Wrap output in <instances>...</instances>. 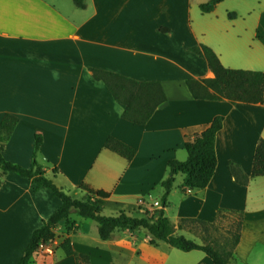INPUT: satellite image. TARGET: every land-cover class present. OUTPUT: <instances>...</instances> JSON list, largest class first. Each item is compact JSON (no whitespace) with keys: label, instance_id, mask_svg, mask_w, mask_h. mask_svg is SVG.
<instances>
[{"label":"crops","instance_id":"obj_1","mask_svg":"<svg viewBox=\"0 0 264 264\" xmlns=\"http://www.w3.org/2000/svg\"><path fill=\"white\" fill-rule=\"evenodd\" d=\"M206 1L85 0L80 8L74 0H0V124L6 114L18 118L3 156L30 167L39 134L36 160L58 187L68 194L81 184L103 190L109 197L101 201L102 214L140 217L158 209L151 206L161 202L168 161L185 160L186 141L221 115L215 174L199 189H182L184 175H176L165 215L175 234L184 235L182 218L213 222L221 209L240 210L241 238L228 264H264V176L244 186L230 170L233 162L251 173L264 138V105L196 99L186 83L214 76L193 50L200 43L226 67L264 71V0H224L205 13ZM93 68L159 81L167 100L146 124H135ZM109 136L134 147L135 157L128 161L105 148ZM1 177L0 264H17L62 201L17 173ZM77 215H70L74 229L61 222L31 264H214L204 251L152 243L143 229H118L102 240L97 223H81ZM66 237L89 259L65 254Z\"/></svg>","mask_w":264,"mask_h":264},{"label":"trees","instance_id":"obj_2","mask_svg":"<svg viewBox=\"0 0 264 264\" xmlns=\"http://www.w3.org/2000/svg\"><path fill=\"white\" fill-rule=\"evenodd\" d=\"M224 0H208L200 5V9L211 12L218 3ZM80 8H85V0H74ZM194 52L203 57L214 73L211 78H191L187 80V86L196 99L223 100L231 103L238 102L254 103L264 105V71L229 68L223 65L216 52L206 44L200 43L194 46ZM93 76L103 81L113 97L125 106L123 117L135 124H146L156 109L167 100L165 90L159 81H141L130 78L112 71L93 68ZM18 123V118L12 114H6L0 124V169L2 175L8 172L17 173L31 179L34 190L45 186L59 197L62 205L42 225L35 229L26 246L24 253L17 264H31L33 255L40 249L41 245L51 242L56 237V228L61 222H66L67 231L74 229L75 224L70 221V215L75 210L81 217L94 220L97 223L98 233L102 240L112 237L115 230L143 229L151 235V242L164 241L169 245L183 251H204L214 264H228L234 258V251L241 238L243 225V212L240 210L221 209L213 222L203 221L197 218H182L179 227L183 228L187 223H198L207 227L218 220L223 213L237 215L229 235L231 239L230 249L216 248L211 244L198 243L185 235L175 234V229L169 217L165 215V207L168 205V196L173 188L176 175L182 173L184 179L182 189H199L206 187L215 174L217 166L216 136L223 127V118L216 115L212 122L193 139L186 141L185 149L187 158L183 161L170 159L168 161L169 173L162 182L164 193L161 197L162 208L153 214L147 212L143 216H132L124 211L117 215L107 216L102 214V200L109 197V193L103 190H95L87 185L81 184L80 189L87 192L95 200L77 198L68 194L58 187L51 178L46 176L45 170L36 160V154L42 144L41 135L35 137V150L30 167H23L7 160L3 156L5 142L10 138ZM105 148L121 155L131 161L136 155V149L127 143L109 136L105 142ZM56 169V168H55ZM230 170L235 181L240 185H248L252 178L264 176V138H261L256 146L253 167L250 174L245 173L242 168L233 162ZM0 175V185L2 184ZM60 248L67 255H77L73 249L71 239L66 237L60 243ZM83 261L88 260L86 255H77Z\"/></svg>","mask_w":264,"mask_h":264},{"label":"rangeland","instance_id":"obj_3","mask_svg":"<svg viewBox=\"0 0 264 264\" xmlns=\"http://www.w3.org/2000/svg\"><path fill=\"white\" fill-rule=\"evenodd\" d=\"M244 69V68H243ZM71 195L76 196L77 198H85V199H92L90 195L87 193L82 192V190H78L76 192L75 189H72L68 191ZM157 197V196H156ZM155 198V196H154ZM93 200V199H92ZM109 212H105L104 215H111L108 214ZM72 215H77L76 211L72 212ZM115 215V214H113ZM150 215V213H149ZM78 216V215H77ZM237 215L236 214H231V213H223V215L216 220V222L212 225H208L205 227L204 225L195 223H187L185 224V228L188 231V233H184V235L189 238L193 239L194 241L198 243H204V244H211L212 246L222 249H230L231 247V239L229 232L230 230L234 229L232 225L234 222L237 220ZM79 221L82 223H89L92 224L91 226L96 227V223L91 220V219H85L83 217L78 216Z\"/></svg>","mask_w":264,"mask_h":264},{"label":"built area","instance_id":"obj_4","mask_svg":"<svg viewBox=\"0 0 264 264\" xmlns=\"http://www.w3.org/2000/svg\"><path fill=\"white\" fill-rule=\"evenodd\" d=\"M138 203H140V204L143 203V199L139 198V199H138ZM151 207H158V209H160V208H162V203H161L160 201H155ZM158 209H157V210H158ZM141 212H143V210H141ZM154 212H155V211H154ZM154 212H153V213H154ZM153 213H152V214H153ZM43 245H44V244H43ZM41 246H42V245H41ZM40 248H41V247H40Z\"/></svg>","mask_w":264,"mask_h":264}]
</instances>
